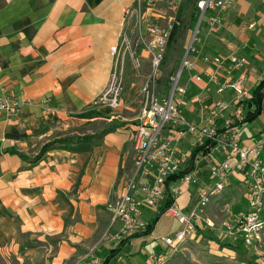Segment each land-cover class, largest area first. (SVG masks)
Returning a JSON list of instances; mask_svg holds the SVG:
<instances>
[{"label": "crops", "instance_id": "1", "mask_svg": "<svg viewBox=\"0 0 264 264\" xmlns=\"http://www.w3.org/2000/svg\"><path fill=\"white\" fill-rule=\"evenodd\" d=\"M231 2V10H210L204 21L199 19L202 31L193 43L199 55L188 54V46L183 57H188L194 67L182 71L179 84L185 93L177 94L176 100L184 116L196 124L208 113L204 107L218 101L232 103L225 119L231 118L238 109L244 114L243 102L252 99V90L264 75V64L260 60L264 56V0ZM134 3L135 0H0V99L19 102L14 113L0 110L1 252L32 248L27 239L44 240L49 236L56 237L59 251L55 261L58 264H68L90 248L97 250L90 255L88 252L83 259L80 257L79 264H103L108 257L109 264H160L158 259L173 255L175 249L164 245L161 238L174 237L181 229L160 237L159 241L154 237L157 225L164 215L177 221L173 216L176 209L185 214L190 211L196 198L194 187L206 182L210 174L206 158L195 168L198 182L188 187L179 184V197L176 194L173 207L160 217L150 234L135 232L129 235L113 254L111 251L119 242L103 240L113 224L112 213L106 205L122 192L127 180L122 169L128 160L135 159L134 131L143 106L140 89L150 73L149 60H144L140 70H135L129 59L121 62L125 86L121 110L96 108L93 103L109 82L114 67L112 47L120 42L122 34L130 36L134 47L142 51V47L136 45L139 33L135 20L131 19L124 27V9ZM150 14L147 13V17ZM212 17L219 18L221 28L218 32L211 30ZM254 22L256 28L250 29L249 25ZM142 32L145 34L144 29ZM179 33L171 46L168 42L169 49L177 42ZM231 53H238L249 61L245 85L251 96L240 102L234 100L233 90L218 93L227 70L212 79L215 69L201 57ZM142 54L145 56L144 52ZM166 55L157 82L161 98L168 95L166 86L171 85V81L169 85L162 82ZM180 70L181 66L178 72ZM241 73L233 71V79ZM91 109L110 116L108 121L120 126L105 135L92 152L54 149L36 165L7 152L15 149L33 159L40 149L30 152V147L44 142L54 130L64 132L63 136L75 134L70 131L75 121L97 120L73 117ZM223 122L220 120L219 125ZM249 125L238 126L242 145H249L264 131L263 127L258 133H251L252 128L247 129ZM244 131L248 132L245 136ZM191 141L189 137L181 145L182 152H191ZM217 153L220 158L225 157L221 149ZM202 165L206 166L205 171ZM244 180L245 176L239 171L231 177V186L238 187L242 198L247 191ZM77 214L79 222H75ZM153 214L157 212L146 211L149 223ZM198 227L197 236H200L207 227L203 223ZM210 239L215 241V238ZM231 240L228 241L231 245L239 241L234 247H248L239 236Z\"/></svg>", "mask_w": 264, "mask_h": 264}, {"label": "built area", "instance_id": "2", "mask_svg": "<svg viewBox=\"0 0 264 264\" xmlns=\"http://www.w3.org/2000/svg\"><path fill=\"white\" fill-rule=\"evenodd\" d=\"M181 3L182 0H135L133 6L124 9V27L131 19L135 20V29L139 33L136 45L142 47V51L138 52L130 36L122 34L120 42L112 47L114 67L109 82L93 103L96 108L121 110L125 93L121 62L129 59L133 68L140 70L144 60H149L150 73L140 89L143 106L134 131L136 167L132 176L124 183L122 193L108 204V210L121 226L116 238L121 242L135 232H145L150 224L145 217L146 211L157 212L159 206L168 198H175L179 193L178 187L174 186L176 183L179 182L185 187L195 186L198 182L195 168L201 162V154L208 161V180L194 187L196 198L188 214L177 209L173 212L183 228L174 237H162V243L175 249V242L198 235L199 223L205 224L207 228H214L215 223L206 215V210L216 196L231 186L232 175L239 171L245 176L244 182L247 185L243 197L244 207L237 212H231L222 221L221 227L228 238L237 239L239 236L248 247L264 246V131L249 145L240 144L238 123L244 119V114L238 109L231 118L225 119L226 112L232 106V103L226 101L205 106L208 113L201 123L189 121L176 100L177 94L185 93L179 84L182 71L194 67L188 57L183 59L180 72L170 78V93L164 98L159 96L158 77L172 32L175 26H180L177 12ZM160 5L167 6L169 14L163 13ZM232 6L231 0H197L201 22L206 19L208 11L227 12ZM149 12L151 14L147 17ZM210 21L211 30L218 32L221 28L219 18L212 17ZM256 26L257 23L254 22L249 28L255 29ZM195 39L194 35L188 54L199 55L193 45ZM201 57L215 69L212 79L217 77V73L227 70V76L220 84L218 93L233 90L234 100L238 102L251 96L245 85V69L249 64L247 58L238 53ZM260 60L264 64V56ZM233 71L242 73L237 79H233ZM18 105V101L0 99V110L14 113ZM220 120H224L223 125H219ZM189 137L192 138V150L205 149H201L194 159H191L192 150L189 154L181 150V145ZM218 149L225 152L224 158L218 156ZM184 170L188 171L168 189L169 178ZM158 261L163 263L165 257Z\"/></svg>", "mask_w": 264, "mask_h": 264}, {"label": "rangeland", "instance_id": "3", "mask_svg": "<svg viewBox=\"0 0 264 264\" xmlns=\"http://www.w3.org/2000/svg\"><path fill=\"white\" fill-rule=\"evenodd\" d=\"M197 0H190L183 4L184 10L182 14V18L180 19V33L177 38V42L172 46L171 49L168 48L166 55V62L164 63L163 69V81L164 83L170 84V78L176 75L180 69L181 63L183 61L184 55L187 53V47L194 37L195 27L197 22L200 19V15L196 24L191 20V14L195 9ZM160 9L164 12L165 10L170 12L167 9V6L160 5ZM169 14V13H168ZM195 25V27H194ZM202 23L198 29L196 34V38L199 37L200 32L202 31ZM239 52V51H238ZM130 63V62H129ZM264 79V75L262 79ZM260 80V81H261ZM181 83V81H180ZM172 84L166 86L167 94L170 93ZM264 92V89H263ZM123 108V107H122ZM121 108V109H122ZM119 111V110H118ZM110 116H105L101 114V117L93 122H84L80 123L79 121H75V124L71 126L70 131L86 134V135H94L99 134L103 129L109 126H116L117 124L108 121ZM264 127V105L262 108L261 115L250 125L248 126V131L252 128L251 133H258ZM68 134L66 137H74L78 134ZM247 131H244V136L247 135ZM64 132L53 131V134L48 138H45L44 142L38 143L35 147H30V152L34 150H41L42 143H48L49 141L55 140L58 136L64 137ZM48 141V142H47ZM45 143V144H46ZM135 145V143H134ZM200 160H202V155L199 154ZM208 163V161H207ZM200 166V164H199ZM135 159L132 157L128 160L124 168L122 169L123 176L128 179L132 176L133 171L135 169ZM204 167V168H203ZM201 169L203 171L206 170V166L202 165ZM180 183H176L175 187H178ZM123 191V187H122ZM122 193V192H121ZM120 193V194H121ZM179 197V194L177 195ZM114 200V199H113ZM112 202V201H110ZM107 203V209L108 204ZM244 207L243 198L240 196V191L237 186H230L223 193L216 196L208 209L206 210V215L210 217L214 223L215 228H205L200 236H190L185 240L179 242H175V250L173 255L167 257L163 263L160 264H264V248L255 247H241L239 250L233 251L229 248L223 247L217 244L214 240L210 238H218L220 242L226 243L228 241H232L229 239L223 228L221 227L222 221L226 220L229 217L231 212H236L239 209ZM189 212H187L188 214ZM111 215V214H110ZM113 224L110 229L104 234L103 240L112 239L113 242H119L120 240L116 238V234L120 230V222L115 221L113 216ZM157 214H153V219L151 223L156 221ZM80 217L79 214L76 215L75 222H79ZM182 225L179 224L178 221L173 219L169 215H164L160 222L157 225L154 237H157L160 241V237L164 235L171 234L174 230L182 229ZM56 237L47 236L44 240L38 239H27L26 242H29L30 247L32 248H21L18 252H1L0 251V264H58V261L55 259L58 256L59 248L56 246ZM102 238L100 240H102ZM99 240V241H100ZM235 242V243H233ZM232 245L234 246L236 243L239 244V241H233ZM97 248H90L85 253H81L80 257L83 259L84 256L93 254ZM79 257V258H80ZM79 258H72L68 264H77L80 263Z\"/></svg>", "mask_w": 264, "mask_h": 264}, {"label": "trees", "instance_id": "4", "mask_svg": "<svg viewBox=\"0 0 264 264\" xmlns=\"http://www.w3.org/2000/svg\"><path fill=\"white\" fill-rule=\"evenodd\" d=\"M190 1V0H184L183 3ZM184 5L181 4V6L178 9L177 12V19L180 21L182 18L183 10H184ZM200 15V11L197 8V1H196V6L194 11L191 14V20L193 21L194 24H196L198 17ZM195 26V25H194ZM180 31V26L177 25L175 26L172 35L169 39V45L171 46L172 43L175 41V38L177 37V34ZM264 79L259 82V84L252 90V99L245 100L242 104L244 107V119L238 123L239 125H242L244 123H252L254 122L262 113V108L264 105ZM252 106L255 108L252 109ZM73 117L78 118V119H86L88 121L97 119L101 117V113L98 112L96 109H91V110H86L81 113L73 115ZM120 126H109L105 129H103L99 134H94V135H86V134H78L74 137H59L53 141H49L48 143L44 144L40 152L38 153L37 156H35L33 159L32 158H27L25 155L17 152L15 149H9L7 150L8 153L13 154V155H19L22 159H27L32 165H36L39 163L43 157L46 155L47 152L54 150V149H59V150H65V151H70L73 153H89L92 152L94 147H96L102 138L114 131H116L117 128ZM202 150H205L203 148H195L192 150L191 154V159H194L195 156ZM188 170L181 171L179 174L171 176L169 180L167 181V188L169 189V186L173 182H177L180 178L183 177V175L187 172ZM175 203V198H168L166 202L161 204L157 210V218L154 223H150L148 225L147 230L144 232V234H150L153 231L155 223L164 215L166 212H168L174 205ZM245 203V202H244ZM240 210V209H239ZM238 210V211H239ZM237 212V211H236ZM215 241L222 245L223 247H230V248H240L239 246L234 247L230 244V242L222 243L220 242L219 239L215 238ZM125 242V240H122L121 242L118 243L116 248L112 250V254L115 253ZM237 250V249H236ZM109 257L104 261L103 264H109Z\"/></svg>", "mask_w": 264, "mask_h": 264}, {"label": "water", "instance_id": "5", "mask_svg": "<svg viewBox=\"0 0 264 264\" xmlns=\"http://www.w3.org/2000/svg\"><path fill=\"white\" fill-rule=\"evenodd\" d=\"M198 27H199V22H198V24H197V27H196L195 33L197 32V30H198Z\"/></svg>", "mask_w": 264, "mask_h": 264}]
</instances>
